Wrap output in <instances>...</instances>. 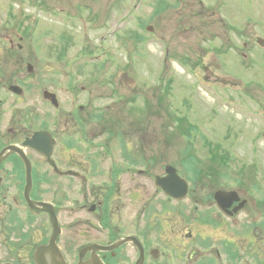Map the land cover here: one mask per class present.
<instances>
[{
  "label": "rangeland",
  "instance_id": "obj_1",
  "mask_svg": "<svg viewBox=\"0 0 264 264\" xmlns=\"http://www.w3.org/2000/svg\"><path fill=\"white\" fill-rule=\"evenodd\" d=\"M18 1L21 4H14L12 11L20 13V9L24 10V8L29 7L25 1ZM62 1H66L64 5L66 4L67 7L57 5L58 13H55V15L45 14L36 18L37 21L33 26L32 34L30 33L32 35L31 41L29 40L30 42L25 49L23 47L24 42H20L22 49L20 51L16 50L18 53L15 52V54H18V58L22 57L26 62H39L44 66V62H47L48 57L50 61H55V54H51V50L48 49V57H41L40 53L48 54V50L45 51L43 45L45 43L51 46L57 45V43L60 44V34L65 39H69L72 35L73 41L68 50V57L78 53L79 50L84 48L83 45L87 47L86 50L90 49L93 52L88 57V60H90V62H87L88 64L83 60V57L74 61L78 63L82 60L83 63L85 62L84 68L86 69L83 70L80 66L78 68L74 66L72 69L77 70V75L80 73L85 77L89 76L92 71H97L94 72L97 75H91V77L96 78L94 81L96 82L95 88L94 82L83 81V84H89L94 90L91 88L92 94H86L90 96L83 98L86 109L83 112L84 116L87 112L102 111L107 120L119 124L118 128H114L110 124H103L102 130H100L96 121H86V128L89 130L91 138L94 139L90 142H93L95 149H99L97 152L103 156L102 158H95V151L86 150L87 145L83 143H72L75 146L69 149L64 148V143H59V148L56 151H58L57 155L61 164L68 167V165L71 166L78 162V165L85 169V173H81L82 180H75L76 182L72 185L68 184L67 192L69 193V190L75 187V195L72 197H76V200L80 201L85 199L90 205H94L95 213H99L105 219L110 218L111 223H114L121 230L128 228L140 232V228L145 229L143 215L167 213L172 210L173 212L181 210L187 213L188 210L203 209L202 204H199L201 205L200 208L199 206L195 207L194 203L188 198L178 202L177 208L172 207L175 206L172 201L165 204L163 201H167L168 198H164L153 183L156 176H166L165 167L171 166L177 170L178 175L187 183L189 188L193 189V194L199 193L201 197H204V194L208 191L207 188H204L205 184L208 180L209 183L216 180L214 153L217 151L214 152L212 145L206 144L205 138L196 132V128L186 126L184 127V134L189 136L190 141L197 142V145L193 150L185 149V136L176 135L178 132L176 126L181 127V124L188 118H190V121L194 119L210 136L212 121L217 119L215 115L223 117L227 113L224 108H211L214 97L207 90L201 92L197 87L191 89L193 76L188 71L190 68H195L193 66L195 63L191 60L189 64L185 62L186 64L184 63L185 66H183L178 63L181 60L178 59L177 62L176 57L169 50L172 44L180 43L179 47H183L181 51L185 56H190L187 52L189 45L180 38H174L173 26L175 23L172 21L174 13L171 9L164 10L158 18H155L152 16L151 0H143L145 5L142 10L138 8L136 11L132 10V4L134 7L137 6L136 0H117L120 4L115 11L110 9V2L114 3V0H93L87 4V9L83 12V18H73L72 16L76 13V7L74 8L76 1ZM203 1L212 10L220 11L221 15L233 25L247 26L252 24L256 28L264 26V0H210L212 5L209 0ZM12 2L14 0H0V34L3 36L12 31L21 34L24 32L23 30H27L28 22L22 24L21 29L17 30L14 28L16 21L9 22L5 26L6 19L9 17L7 6H11ZM31 9V7L28 8V10ZM65 11L71 16L64 17ZM19 17L20 14H18V17L16 16L17 19ZM151 17H153V20L150 22L148 20ZM139 18L142 19L141 22H148L145 24L153 25V31L145 32V26L142 27L141 22L137 21ZM86 19L87 21L83 22ZM174 19L175 21L179 20ZM196 22L198 23V20ZM63 25H67L68 28L61 29L64 27ZM44 26H47L48 30H46L50 31L48 34L43 29ZM124 29L128 31H124ZM52 30L54 31L51 33ZM116 30L118 35L114 33ZM133 32L142 36L139 41L144 42L146 45L144 43L133 45ZM262 33H264V30ZM159 36L163 38L162 42L158 41ZM40 40L42 45L38 42ZM14 42L16 44L19 41L16 38ZM30 45L33 48L31 47L29 50ZM163 46H167V54H164ZM7 49L8 43L4 41L0 44V55L6 53ZM252 58L256 63L255 70L263 77L264 58L260 52H254ZM99 61L102 62L103 68L95 69L94 65L99 64L95 62ZM226 62L236 64L235 55L227 57ZM60 65H54L53 72H49L44 66L46 73H41L40 76L46 78L44 80L46 82L48 80L62 82L63 78H60V73L56 72ZM123 71L134 76L136 83L134 89L126 90L118 86V75ZM61 74L63 75V72ZM162 74L165 75L162 79L163 86H160L159 82H161ZM49 76H52V79ZM78 79L86 78L79 77ZM167 79H171L172 86L171 89L165 87L163 91L164 82ZM159 87H161L160 90H158ZM218 90L220 91L219 87ZM151 95L156 96L158 101L155 102ZM29 98L25 94L21 95V101H19L21 104H13L8 113L10 115L11 113L15 114V107H20L21 110L26 111L27 107L31 105V102H26V99L29 101ZM62 99L65 100V96ZM254 106L255 104L252 106L247 104L237 108L236 112L239 114L237 117L240 118V115H242V118L247 121L245 126L253 121L259 123L260 120H264V117L260 115ZM166 107L169 115H171L169 122L167 121L168 116L165 114ZM245 109L250 110L251 114L243 115ZM37 111L41 116L40 121L31 113L32 116L22 123L30 125L32 129L39 127L35 123L46 122L50 131L58 133L61 130L59 124L65 121L61 112L50 110L53 111L54 115L51 119H48L44 113V108H37ZM252 111L255 112L252 113ZM19 113L23 114L21 111ZM200 113H203L202 119L199 118ZM132 117L135 118L134 126L138 130L133 129L126 132V124ZM227 122L231 124L229 120ZM139 125H144L143 129ZM235 130L236 125L234 124L231 127L232 138L230 143L233 142ZM107 133L114 136L109 142ZM64 137L68 138V132L64 134ZM72 144H65V146ZM262 147L264 149V143H262ZM207 151L212 155L211 160L206 155L202 159L198 157L200 153L205 154ZM261 156L264 157V154ZM225 159L226 156L222 154L221 160ZM128 162L135 163L134 167L137 168L135 173L127 171L129 174H125L126 172L121 171L124 169L123 167L119 170L120 163L128 165ZM223 171L226 172V167L223 168ZM217 181L209 184L212 188V194L215 192L214 186ZM242 185L248 186L249 184ZM253 192V190H249L248 193H241V197L248 199L249 202L250 198L254 200L255 196L259 199L263 195L262 192L251 194ZM80 215L82 220L88 218L83 211L80 212ZM70 219L72 217H66V220ZM82 231L77 229L76 235L71 230L66 231L68 245L64 247L65 252L67 248L71 249L72 245L77 247L78 243H87L88 240L96 237L95 233L94 235L91 232L86 234ZM166 239L174 241L175 237L171 234L169 238L166 236ZM69 258H72L71 253ZM25 264H29V262Z\"/></svg>",
  "mask_w": 264,
  "mask_h": 264
},
{
  "label": "flooded vegetation",
  "instance_id": "obj_2",
  "mask_svg": "<svg viewBox=\"0 0 264 264\" xmlns=\"http://www.w3.org/2000/svg\"><path fill=\"white\" fill-rule=\"evenodd\" d=\"M237 33V32H235ZM213 39L219 40L218 34ZM219 55L224 56L222 50H234L236 55L241 58L240 63L236 64L237 75L240 77H248L247 84L252 85L253 79L255 85L250 90V96L247 101L249 106L255 104V108L264 117V77L262 78L255 71L252 73L243 63L245 59L250 58L251 53L260 52L264 58V51H260L256 39L249 42L247 48H237L235 44L222 43L217 44ZM207 72L206 79L209 85L213 82H222L227 80L222 72V67L217 66L214 62V54L205 51ZM232 69V66L229 70ZM230 76L234 72H230ZM251 78V79H250ZM245 83V81H243ZM243 84V83H242ZM258 94V95H257ZM254 98H258V102L253 103ZM255 111H252L254 113ZM251 114V112H250ZM249 114V115H250ZM244 120V126L246 124ZM213 126V145L214 164L216 179L230 180L247 177L248 167L259 166L264 157V120L260 122L253 121L244 128L239 129L235 136V141L244 146L245 149H238L227 143L234 150L232 153L224 150L219 139L224 135L220 127V123L214 122ZM26 137L23 130L16 129L11 135L7 123L5 113L0 111V264H37L34 260L36 248L46 245L49 237V230L44 228L48 223V214L27 207L23 201L22 176L23 164L16 155L6 156L3 152L4 148L11 145V139L17 140L19 143ZM58 153L53 156L54 161L59 167ZM226 156L225 160H221V155ZM33 176L35 179L31 189V196L36 201L50 202L57 209L62 207L60 202L61 195V174L52 172L43 162V158L32 160ZM226 167V172L223 168ZM232 189L240 193L241 189L231 181ZM228 186V185H227ZM227 186H221L227 188ZM51 199L48 200V193ZM240 207V208H239ZM205 215V221L201 224L204 228V234L195 232L199 229L193 228L189 224V235L197 236L196 241L190 247L187 240H164L159 231H154L152 236L146 233L145 229L140 228V232L126 229L121 230L110 218L103 221V225L96 226L93 231L96 235L92 241L98 242L104 246L117 241L121 236H134V243L119 247L115 251L103 252L100 258L105 264H264V203L238 205L218 208H208ZM35 223L38 225L37 228ZM146 228V221L144 222ZM27 227L26 234H18L17 227ZM32 226H34L32 228ZM200 227V225H199ZM123 232V233H121ZM198 242V244H197ZM61 248L67 246L63 240ZM138 246L139 249H138ZM88 255L84 260L88 259ZM142 259L138 263V259Z\"/></svg>",
  "mask_w": 264,
  "mask_h": 264
},
{
  "label": "water",
  "instance_id": "obj_3",
  "mask_svg": "<svg viewBox=\"0 0 264 264\" xmlns=\"http://www.w3.org/2000/svg\"><path fill=\"white\" fill-rule=\"evenodd\" d=\"M88 264H92V263H88ZM93 264H99L98 262H95V263H93Z\"/></svg>",
  "mask_w": 264,
  "mask_h": 264
}]
</instances>
